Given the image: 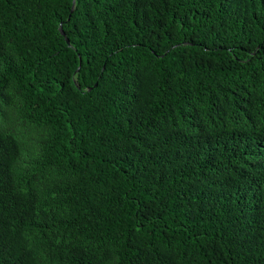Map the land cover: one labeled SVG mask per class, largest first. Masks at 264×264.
I'll return each instance as SVG.
<instances>
[{"label":"trees","instance_id":"1","mask_svg":"<svg viewBox=\"0 0 264 264\" xmlns=\"http://www.w3.org/2000/svg\"><path fill=\"white\" fill-rule=\"evenodd\" d=\"M0 264H264V0H0Z\"/></svg>","mask_w":264,"mask_h":264},{"label":"water","instance_id":"2","mask_svg":"<svg viewBox=\"0 0 264 264\" xmlns=\"http://www.w3.org/2000/svg\"><path fill=\"white\" fill-rule=\"evenodd\" d=\"M61 32H62L63 35H65L64 32H63V30H61ZM67 42L69 43V40L68 39H67Z\"/></svg>","mask_w":264,"mask_h":264}]
</instances>
